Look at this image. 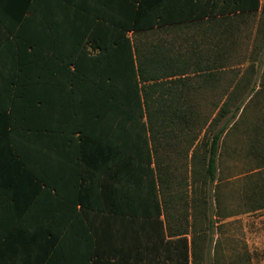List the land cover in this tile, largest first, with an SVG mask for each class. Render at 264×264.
Returning <instances> with one entry per match:
<instances>
[{"label": "trees", "instance_id": "trees-1", "mask_svg": "<svg viewBox=\"0 0 264 264\" xmlns=\"http://www.w3.org/2000/svg\"><path fill=\"white\" fill-rule=\"evenodd\" d=\"M263 7V0H130L124 21L94 18L117 30L113 46L90 35L99 50L81 49L80 60H14L13 80L8 87L0 83L8 90L0 95V264H24L25 255L40 248L48 254L60 250L59 215L80 221H87L90 210L117 220L170 215L176 194L168 193L173 180L167 175L168 163L160 160L164 138L159 132L183 130L195 113L171 111L168 98L152 96V88L162 83L151 81L185 74L190 65L188 60H169L168 49L159 45H137L128 33L187 23L222 25L223 73L233 74L227 60L237 48L236 33ZM257 31L264 32V27ZM262 44L261 39L255 42L259 49ZM247 72L250 77L224 86L223 106L211 121L231 112L206 142L210 180L216 178L223 133L246 98L264 90V62L251 64ZM44 86L53 94L41 95ZM230 97L236 102L232 110ZM255 125L260 141L252 152L260 156L257 168L263 170L264 119ZM197 156L193 151L190 157ZM175 218V264H194L193 240L190 245L186 236L189 224H184V215ZM84 226L87 231V222Z\"/></svg>", "mask_w": 264, "mask_h": 264}, {"label": "crops", "instance_id": "crops-1", "mask_svg": "<svg viewBox=\"0 0 264 264\" xmlns=\"http://www.w3.org/2000/svg\"><path fill=\"white\" fill-rule=\"evenodd\" d=\"M129 1L0 0V83L8 87L13 80L14 60H80V50L84 48L97 53L100 45L90 35L103 40L104 46H113L111 39L117 30L98 24L94 18L124 21ZM128 34L137 45L168 49L169 60L189 61L187 73L177 72L151 81L162 83L152 88L154 98H168L167 103L174 112L205 111L217 115L224 103L222 25H164ZM41 92V95L53 94L47 86ZM7 94L8 90L0 87V95ZM168 168L167 175L173 180L169 164ZM173 206L172 203L170 215H161V222L147 217L117 220L91 210L87 221L64 220L59 215L57 223L61 231L57 246L60 250L48 254L40 248L38 253L25 255L24 260H28L24 264H79L80 261L85 264L86 260V264H175L177 235ZM86 222L87 231L83 229ZM186 236L191 245L190 234ZM79 249L86 254H79Z\"/></svg>", "mask_w": 264, "mask_h": 264}, {"label": "rangeland", "instance_id": "rangeland-1", "mask_svg": "<svg viewBox=\"0 0 264 264\" xmlns=\"http://www.w3.org/2000/svg\"><path fill=\"white\" fill-rule=\"evenodd\" d=\"M250 19L236 33L233 43L237 48L230 50L232 57L227 60L234 75L225 74V88L233 81L250 77L247 70L251 64L264 62V32L257 31L259 25L264 27V9ZM260 39L261 49L255 46ZM260 52L263 53L259 55ZM244 95L240 93L239 100ZM235 103L230 97L228 108L232 110ZM204 112L195 113L192 123L183 130L177 129L175 134L166 129L159 132L165 139L160 141V160L168 163L174 173L170 192L176 198L172 213L188 218L183 222L189 224L194 264H264V207H257L264 202V169L257 168L261 158L252 152L260 141L259 135L255 136L260 128L255 124L263 123L264 90L246 98L228 132L223 133L214 180H210L206 169V142L231 112L218 115L213 122L216 114ZM193 151L198 153V159L190 157ZM253 197L259 198L258 203Z\"/></svg>", "mask_w": 264, "mask_h": 264}]
</instances>
